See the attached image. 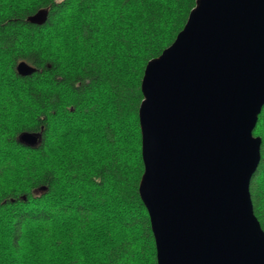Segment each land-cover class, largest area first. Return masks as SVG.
I'll list each match as a JSON object with an SVG mask.
<instances>
[{
	"label": "trees",
	"instance_id": "trees-1",
	"mask_svg": "<svg viewBox=\"0 0 264 264\" xmlns=\"http://www.w3.org/2000/svg\"><path fill=\"white\" fill-rule=\"evenodd\" d=\"M198 0H0V264H158L139 110ZM49 10L45 23L28 17ZM25 60L38 68L22 76ZM43 130L29 147L22 131ZM261 160L250 191L264 229Z\"/></svg>",
	"mask_w": 264,
	"mask_h": 264
},
{
	"label": "water",
	"instance_id": "water-1",
	"mask_svg": "<svg viewBox=\"0 0 264 264\" xmlns=\"http://www.w3.org/2000/svg\"><path fill=\"white\" fill-rule=\"evenodd\" d=\"M42 8L28 21L43 24ZM22 76L38 70L22 60ZM139 115L158 264H264L250 184L261 160L264 0H198L184 28L150 60ZM18 141L38 147L43 130Z\"/></svg>",
	"mask_w": 264,
	"mask_h": 264
}]
</instances>
